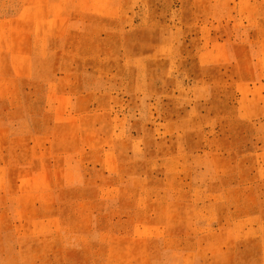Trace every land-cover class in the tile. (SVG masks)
I'll list each match as a JSON object with an SVG mask.
<instances>
[{"label": "rangeland", "instance_id": "1", "mask_svg": "<svg viewBox=\"0 0 264 264\" xmlns=\"http://www.w3.org/2000/svg\"><path fill=\"white\" fill-rule=\"evenodd\" d=\"M0 264H264V0H0Z\"/></svg>", "mask_w": 264, "mask_h": 264}]
</instances>
